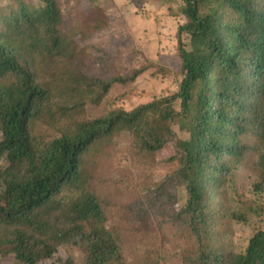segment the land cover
<instances>
[{
	"label": "trees",
	"instance_id": "1",
	"mask_svg": "<svg viewBox=\"0 0 264 264\" xmlns=\"http://www.w3.org/2000/svg\"><path fill=\"white\" fill-rule=\"evenodd\" d=\"M89 2L71 23L70 0H0V257L264 264V0H166L177 68L150 62L105 77L86 60H111L88 43L110 28L112 0ZM146 70L176 91L126 110L133 91L118 88ZM116 134L132 162L127 187L107 185L108 164L80 163ZM159 162L169 171L153 182ZM242 174L251 200L231 195ZM125 193L136 210L121 219L111 209ZM241 225L252 230L245 250L233 242Z\"/></svg>",
	"mask_w": 264,
	"mask_h": 264
},
{
	"label": "rangeland",
	"instance_id": "2",
	"mask_svg": "<svg viewBox=\"0 0 264 264\" xmlns=\"http://www.w3.org/2000/svg\"><path fill=\"white\" fill-rule=\"evenodd\" d=\"M161 4H160V2ZM166 0H112L111 10L113 16H110L111 26L105 33L94 35L88 44L98 46L104 54L110 56L111 60L104 67L100 68L86 60V65L100 77L112 76L115 74L130 73L134 69H140L150 62L159 63L161 66L174 71L177 68L178 61L172 54L171 46L175 45L169 38H174L175 29L172 28V19L166 15L168 6ZM70 21H79L83 17V12L90 10L89 0H70ZM106 8V6H105ZM69 18L65 24L70 27ZM180 24L184 21H180ZM171 42V44L169 43ZM87 43V42H86ZM119 93L133 91L132 96L124 99V108L130 110L140 104L147 103L153 98L169 95L176 91V83L161 78L159 74L152 71L144 72L135 84L128 88H118ZM117 106V105H115ZM111 107L100 106L93 114H100ZM178 135L186 138L179 128H175ZM116 145H109L107 140H102L94 144L84 154L81 155L80 163L82 168L99 161L109 165L107 173V185L111 182L114 185L122 184L121 187H127L132 184L128 178V172L132 170L130 155L127 152V143L117 134L114 137ZM173 153L172 146L168 145L164 150L158 153V160H166ZM158 167L153 171V182H158L169 171L168 166L159 162ZM113 172L115 175H113ZM251 177L248 174H242L237 177L236 182L239 187L232 192V196L237 199L251 200L249 192V183ZM237 185V184H236ZM134 197L125 193V197L118 198L116 206H112L115 216L123 218V212L128 211L135 214ZM252 221V218H250ZM242 226L238 228L233 237V242L240 250H245L252 230ZM240 239V241H239ZM172 246L168 245V251L172 252ZM66 257L63 251H60L55 260L46 261L42 264H58V259ZM0 264H15L11 257L1 258Z\"/></svg>",
	"mask_w": 264,
	"mask_h": 264
}]
</instances>
